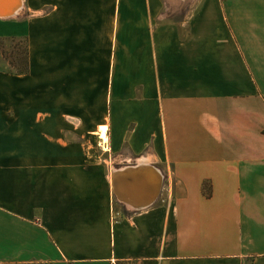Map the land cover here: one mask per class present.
Masks as SVG:
<instances>
[{"label":"crops","instance_id":"obj_1","mask_svg":"<svg viewBox=\"0 0 264 264\" xmlns=\"http://www.w3.org/2000/svg\"><path fill=\"white\" fill-rule=\"evenodd\" d=\"M21 4L0 17L30 51L27 75L0 57V264H264V0ZM147 163L162 192L131 208L112 173Z\"/></svg>","mask_w":264,"mask_h":264},{"label":"bare ground","instance_id":"obj_2","mask_svg":"<svg viewBox=\"0 0 264 264\" xmlns=\"http://www.w3.org/2000/svg\"><path fill=\"white\" fill-rule=\"evenodd\" d=\"M21 4V0H0V15L6 16L13 13L15 7ZM106 142V139H105ZM127 177L113 180L120 198L124 200L146 201L154 197L157 191V182L160 180V173L153 166L147 164H136ZM124 195H129L124 197Z\"/></svg>","mask_w":264,"mask_h":264},{"label":"trees","instance_id":"obj_3","mask_svg":"<svg viewBox=\"0 0 264 264\" xmlns=\"http://www.w3.org/2000/svg\"><path fill=\"white\" fill-rule=\"evenodd\" d=\"M9 47L5 50L4 47ZM0 54L8 61L11 70L9 73L27 75L30 72V51L27 37H0ZM206 195L210 194L207 185L203 186Z\"/></svg>","mask_w":264,"mask_h":264},{"label":"water","instance_id":"obj_4","mask_svg":"<svg viewBox=\"0 0 264 264\" xmlns=\"http://www.w3.org/2000/svg\"><path fill=\"white\" fill-rule=\"evenodd\" d=\"M22 4H20L18 7H15V10L13 13H9L8 15H6L7 17L9 16H14L16 13H18V11L20 10ZM6 16H1L0 17H3V18H6ZM153 166V165H151ZM135 167V165H129V166H125L124 168L122 169H117L116 171H113L112 173V177H113V180L115 179L114 177H117V178H122V177H127L128 175H131L133 173H130L131 171H133L132 169ZM155 169H157L160 173V180L157 182V191H156V194L154 195V197H152L151 199L149 200H146V201H137V200H131V202H127L125 200H123L122 198H120V196L118 195L117 193V190L115 188V183L113 182V191H114V194L116 196V198L123 204L127 205V206H130L131 208H135V209H141V208H144V207H147L151 204H153L160 196L161 194V190H162V187H163V184H164V177H163V174L161 173V171L156 168L155 166H153Z\"/></svg>","mask_w":264,"mask_h":264},{"label":"built area","instance_id":"obj_5","mask_svg":"<svg viewBox=\"0 0 264 264\" xmlns=\"http://www.w3.org/2000/svg\"><path fill=\"white\" fill-rule=\"evenodd\" d=\"M112 219L113 221H117L121 215V212L120 211H117L116 209H113V212H112Z\"/></svg>","mask_w":264,"mask_h":264},{"label":"rangeland","instance_id":"obj_6","mask_svg":"<svg viewBox=\"0 0 264 264\" xmlns=\"http://www.w3.org/2000/svg\"><path fill=\"white\" fill-rule=\"evenodd\" d=\"M4 49H5V50H9V47H8V45H7V46H5V47H4ZM0 57H1V54H0ZM106 142H107V141H106ZM162 189H163V187H162ZM161 192H162V190H161Z\"/></svg>","mask_w":264,"mask_h":264}]
</instances>
